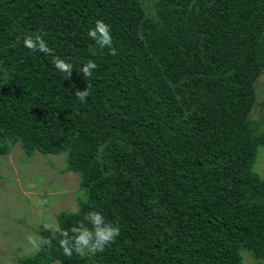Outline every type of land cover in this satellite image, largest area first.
<instances>
[{
	"label": "trees",
	"instance_id": "obj_1",
	"mask_svg": "<svg viewBox=\"0 0 264 264\" xmlns=\"http://www.w3.org/2000/svg\"><path fill=\"white\" fill-rule=\"evenodd\" d=\"M97 20L116 55L89 38ZM35 35L51 54L24 46ZM56 57L74 65L70 78ZM89 60L98 67L84 78ZM262 73L264 0H0V149L66 153L86 197L59 228L91 211L120 226L102 253L71 257L42 229L52 247L21 262L243 264L242 249L263 259L264 128L250 118Z\"/></svg>",
	"mask_w": 264,
	"mask_h": 264
},
{
	"label": "rangeland",
	"instance_id": "obj_2",
	"mask_svg": "<svg viewBox=\"0 0 264 264\" xmlns=\"http://www.w3.org/2000/svg\"><path fill=\"white\" fill-rule=\"evenodd\" d=\"M256 100L250 118L264 128V73L256 83ZM9 146L6 152L0 149V264H23L21 258L37 252L27 237L43 239L40 230L55 231L58 214L76 211L78 199L85 194L80 175L66 170L65 152L45 154L35 150L28 155L19 142ZM254 170L264 177V145L258 148ZM241 254L243 264L259 260L264 264V258L256 259L246 249Z\"/></svg>",
	"mask_w": 264,
	"mask_h": 264
},
{
	"label": "clouds",
	"instance_id": "obj_3",
	"mask_svg": "<svg viewBox=\"0 0 264 264\" xmlns=\"http://www.w3.org/2000/svg\"><path fill=\"white\" fill-rule=\"evenodd\" d=\"M89 38L94 41L96 48L103 50L109 48L111 55L117 54V49L113 46V37L111 32V26L105 23L103 20H97L95 26L88 31ZM24 46L32 51H39L44 54H51L52 49L49 48L47 42L40 35L27 36L24 39ZM92 55H96V49H92ZM55 68L67 74L70 78L74 65L67 62L60 57H56L53 60ZM98 65L93 61L89 60L80 69L83 73L84 78H91L93 71ZM91 86L88 85L83 91L77 90L75 95L80 102H86L87 98L91 95ZM55 231L59 232L62 239L59 240V245L63 249L66 256L71 257L73 252L79 255H95L102 253L107 246L115 241L120 235V226L118 223L107 220L105 216L98 211H91L85 214L84 219L77 225H74L70 232L56 227ZM28 243L35 251H39L42 245H47L49 248L52 247V241L50 239L43 240L38 239L34 235L27 237Z\"/></svg>",
	"mask_w": 264,
	"mask_h": 264
}]
</instances>
